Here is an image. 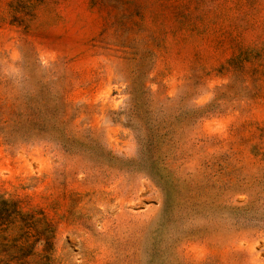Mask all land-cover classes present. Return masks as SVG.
I'll return each instance as SVG.
<instances>
[{"label":"rangeland","instance_id":"rangeland-1","mask_svg":"<svg viewBox=\"0 0 264 264\" xmlns=\"http://www.w3.org/2000/svg\"><path fill=\"white\" fill-rule=\"evenodd\" d=\"M0 264H264V0H0Z\"/></svg>","mask_w":264,"mask_h":264}]
</instances>
